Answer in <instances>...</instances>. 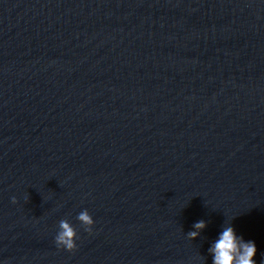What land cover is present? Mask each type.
I'll return each instance as SVG.
<instances>
[{
    "label": "water",
    "instance_id": "95a60500",
    "mask_svg": "<svg viewBox=\"0 0 264 264\" xmlns=\"http://www.w3.org/2000/svg\"><path fill=\"white\" fill-rule=\"evenodd\" d=\"M224 221L262 264L264 0H0V259L211 264Z\"/></svg>",
    "mask_w": 264,
    "mask_h": 264
},
{
    "label": "clouds",
    "instance_id": "9594fccd",
    "mask_svg": "<svg viewBox=\"0 0 264 264\" xmlns=\"http://www.w3.org/2000/svg\"><path fill=\"white\" fill-rule=\"evenodd\" d=\"M12 200L13 203L16 202L15 197ZM76 219L83 226L84 231L92 234L95 220L87 209L81 210ZM206 227L207 221L204 219L194 222L192 225L193 230L186 234L188 239H197ZM77 238L76 228L68 220H60L58 231L54 237L56 246L72 252L77 248ZM207 253L211 257V264H257L254 259L257 253L255 241L245 240L242 235L237 234L232 223L227 221H224L221 230L210 241ZM0 264H7V261L0 259Z\"/></svg>",
    "mask_w": 264,
    "mask_h": 264
}]
</instances>
